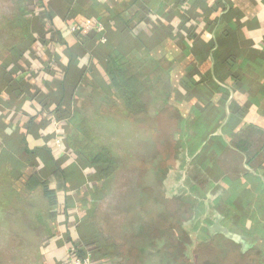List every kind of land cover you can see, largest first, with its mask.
I'll return each mask as SVG.
<instances>
[{
  "label": "crops",
  "instance_id": "obj_1",
  "mask_svg": "<svg viewBox=\"0 0 264 264\" xmlns=\"http://www.w3.org/2000/svg\"><path fill=\"white\" fill-rule=\"evenodd\" d=\"M39 1L46 12L33 17L34 48L59 63L48 72L40 69L41 60L24 57L26 72L18 70L15 79L25 95L0 103V165L9 162L23 177L14 188L25 197L36 170L56 191L58 216L39 246L46 264H67L69 241L93 244L94 264L115 263L118 251L89 218L100 198L91 168L78 160L64 130L65 150L57 152L53 123L43 124L57 111L75 110L69 131L81 132L78 109L87 82L114 97L106 66L110 58L128 62L134 50L175 56L181 64L175 88L187 99L184 114L190 125L199 119L205 133L193 153L184 148L177 159L188 158L182 172L190 163L188 197L200 222L194 234L239 236L251 248L244 252L255 257L252 264H264V0ZM83 20L103 23L108 42L96 31L72 32ZM24 148L40 154V164L31 166ZM59 168L65 178L52 175Z\"/></svg>",
  "mask_w": 264,
  "mask_h": 264
},
{
  "label": "trees",
  "instance_id": "obj_2",
  "mask_svg": "<svg viewBox=\"0 0 264 264\" xmlns=\"http://www.w3.org/2000/svg\"><path fill=\"white\" fill-rule=\"evenodd\" d=\"M40 12L46 9L39 0H0V103L10 105L25 95L21 80L15 79L18 70L26 72L25 56L41 60L38 68L48 72L59 63L50 52L43 55L34 48L33 17ZM87 37L79 35L82 41ZM42 44L44 49L51 42ZM129 57L128 62L110 58L106 66L114 97L87 82L78 109L83 116L81 132L69 131L75 110L57 111L43 124L62 122L69 147L91 168L100 198L88 210L89 218L118 251L114 264H252L255 257L244 252L251 248L239 236L218 231L210 239L205 234L195 239L200 226L195 203L188 195L164 189L162 175L174 170L184 148L193 153L205 137L199 119L193 125L188 122L187 99L176 91L180 62L165 50H134ZM85 77H80L82 83ZM24 151L31 166L40 164V154ZM187 160L182 158L175 177L188 190L190 174L184 178L182 172ZM41 171L28 177L25 197L14 188L23 177L13 173L9 162L0 165V264H46L39 246L49 222L58 216V201ZM52 175L65 178L61 168ZM72 242L80 254L93 257L89 249L93 244Z\"/></svg>",
  "mask_w": 264,
  "mask_h": 264
},
{
  "label": "built area",
  "instance_id": "obj_3",
  "mask_svg": "<svg viewBox=\"0 0 264 264\" xmlns=\"http://www.w3.org/2000/svg\"><path fill=\"white\" fill-rule=\"evenodd\" d=\"M71 31H80V32H94L96 31L100 35V39L103 42H106L107 39L104 36L105 27L101 22H92V21H80L71 26ZM62 122L55 120L53 122L54 132L56 133L55 145L57 147V152H64V138L61 135L62 131ZM67 247V264H94L92 255L88 252L85 255H82L78 252L76 244L72 241H69L66 245Z\"/></svg>",
  "mask_w": 264,
  "mask_h": 264
},
{
  "label": "rangeland",
  "instance_id": "obj_4",
  "mask_svg": "<svg viewBox=\"0 0 264 264\" xmlns=\"http://www.w3.org/2000/svg\"><path fill=\"white\" fill-rule=\"evenodd\" d=\"M176 163L177 164L175 165V168L173 171L168 172L169 174L167 173L165 176L162 175L163 183H164V189L166 192L172 193L173 195H176V194L177 195H180V194L188 195L187 187L184 186L183 183L180 180H177L175 177L176 171H177V169H179V167L181 165L180 160H177ZM189 170H190V167H188V164H187V166L184 168V171H183V172H185L184 178L187 176V174L189 175V172H188ZM193 237L196 239L197 235L193 234Z\"/></svg>",
  "mask_w": 264,
  "mask_h": 264
}]
</instances>
